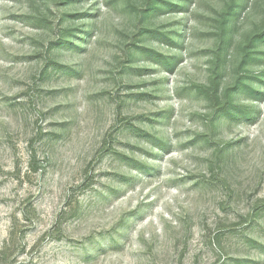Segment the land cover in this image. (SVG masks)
Instances as JSON below:
<instances>
[{
  "label": "rangeland",
  "instance_id": "rangeland-1",
  "mask_svg": "<svg viewBox=\"0 0 264 264\" xmlns=\"http://www.w3.org/2000/svg\"><path fill=\"white\" fill-rule=\"evenodd\" d=\"M152 1L0 0L4 264H264V0Z\"/></svg>",
  "mask_w": 264,
  "mask_h": 264
},
{
  "label": "trees",
  "instance_id": "trees-1",
  "mask_svg": "<svg viewBox=\"0 0 264 264\" xmlns=\"http://www.w3.org/2000/svg\"><path fill=\"white\" fill-rule=\"evenodd\" d=\"M149 5V9L150 10H156L157 9V0H153L151 3L148 4ZM6 262V260H2V258H0V263L4 264Z\"/></svg>",
  "mask_w": 264,
  "mask_h": 264
}]
</instances>
